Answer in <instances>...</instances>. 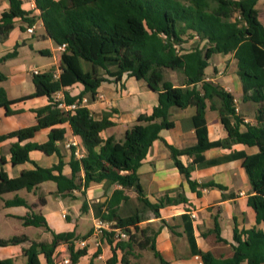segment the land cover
<instances>
[{
    "label": "trees",
    "instance_id": "16d2710c",
    "mask_svg": "<svg viewBox=\"0 0 264 264\" xmlns=\"http://www.w3.org/2000/svg\"><path fill=\"white\" fill-rule=\"evenodd\" d=\"M9 8L0 16V40L5 39L14 28L16 18L31 26L39 19L45 35L57 45L65 44L60 54L59 74L55 69L32 74L34 91L16 99H7L0 89V106L7 115L14 113L9 106L32 97L46 96L48 103L33 108L36 122L0 135V142L16 138L10 145L12 165L30 161L29 152L40 150L46 154L58 153L57 142L63 140L64 127H53L68 123L74 136L81 139L84 154L76 158L70 154V174L62 173L60 159L50 167L34 164L33 169L22 170L16 177H8L0 168V198L6 193L21 189L31 191L44 181H53L56 191L72 195L73 190L84 189L90 182L105 181L118 184L104 210L97 217L114 221L112 230L105 233V241L112 246V255L106 264H139L142 251L150 250L161 264H171L162 259L155 250L154 238L157 229L150 225L139 227L149 214L160 217V208L185 202L186 197L178 193L171 197L164 194L154 202L149 201L138 182L137 169L146 156L153 141L160 139V132L174 126L169 118L172 107L193 106L194 114L189 125L194 129L196 142L184 148H176L163 141L169 150L174 165L186 179L191 191L197 196L200 189L223 185L210 181L197 182L191 178L194 166L199 168L240 159L248 177L252 193L247 204L256 215V223L264 222V25L258 17L256 4L264 0H35L38 16L22 9V0H8ZM186 39L196 44L186 48ZM231 54L236 60V74L241 84V101L254 106V122L245 121L236 110L235 98L220 84L206 79L205 69L213 54ZM16 55V50L0 57V62ZM177 70L184 75V86L164 80L165 70ZM123 74L144 80L147 87L157 94V104L149 114L141 113L134 124L125 131L123 140L113 136L102 138L101 130L112 123L103 118L95 120L81 99L91 100L104 81H118ZM5 76L0 73V80ZM79 86L77 93L70 88ZM62 92L59 100L55 94ZM78 103L73 110L58 107ZM216 110L226 136L210 140L207 132L205 112ZM51 127L45 142L26 141L42 128ZM25 141V142H24ZM240 143L256 146L257 152L246 154L242 150H231L213 158H205L204 151L217 147L231 149ZM185 155L192 158L184 165L179 159ZM1 162H4L1 156ZM137 181V182H136ZM124 189L136 193L140 208L134 213L121 216L117 207L128 199ZM39 201L44 203V198ZM4 206L23 205L30 208L26 200L18 195L3 200ZM81 209L87 204L83 201ZM23 225L44 227L51 233V241H31L23 249L26 264H40L43 255L48 264H54L53 254L61 243H66L70 264H77L86 253V247L75 248L73 231L54 232L40 214L28 213L22 217ZM172 234L180 228L191 255H197L202 264H264V231L255 226L233 228V255L227 258L214 257L210 252L198 248L194 236L192 219L187 212L174 215L170 221L160 219ZM128 233L127 240H115L116 230ZM217 238L218 228H214ZM27 241L25 235L0 238V246L15 245ZM121 251L118 256L116 250ZM0 264H14L13 258L0 259Z\"/></svg>",
    "mask_w": 264,
    "mask_h": 264
},
{
    "label": "crops",
    "instance_id": "0c3cea01",
    "mask_svg": "<svg viewBox=\"0 0 264 264\" xmlns=\"http://www.w3.org/2000/svg\"><path fill=\"white\" fill-rule=\"evenodd\" d=\"M21 7L26 11H31L30 16H38L39 14L37 9L28 10L24 3ZM8 8L9 1L0 0V16ZM256 8L258 17L264 25V2L259 1ZM31 26L33 31L27 32L28 25L20 18H16L14 28L5 39L0 40V57L14 49L16 50L15 56L0 62V73L5 76L4 79L0 80V89H3L6 98L10 100L29 95L34 91V84L31 79L32 68L36 67L44 72L59 67L61 52L58 50V45L45 35L39 19H36ZM216 54L212 55L211 59L216 57L212 63H210L211 59L209 60V65L205 69L206 79L217 82L226 91L232 93L238 113L244 117L245 121L254 122V106L249 102L243 103L241 101L242 84L236 74V60L231 54ZM31 62H35V64H31ZM181 75L178 83L168 79L164 80H168L174 85L184 86V75L182 73ZM79 90V86L69 89L71 93H77ZM58 94L61 98L62 92H58ZM84 97L87 99L85 105L95 120L106 118L112 123L101 130L100 136L102 138L113 136L117 141L123 140L125 131L134 124L139 114H149L157 104V94L147 87L144 80H137L126 74H123L118 81L111 79L102 82L93 99L89 100L88 96ZM48 101L46 96H39L15 102L9 106L15 112L9 115L5 113V108L0 106V135L34 124L36 119L32 109L44 106ZM194 112L193 106L172 107L169 118L173 121L174 126L160 132L161 138L153 141L137 169L138 182L149 201L154 202L164 194L175 197L181 193L186 197L187 201L185 202L160 208V217L156 218L153 214H149V218L139 224V227L150 225L153 229H157L154 238L155 250L163 260L171 264L200 263L196 255L190 254L189 246L181 234L180 228L176 229L178 234H172L166 226L160 225V219L170 221L172 216L187 212L192 219L198 248L210 252L217 258H227L233 255L234 226L239 229L255 226L264 231V222L256 223L255 211L247 204V197L252 193V189L240 159L203 168L194 166L191 171L192 179L197 182L210 181L224 186V189L216 186L201 188L199 196L191 191L186 179L174 165L169 150L163 141L176 148L193 145L196 142V136L194 129L189 125V118ZM205 119L210 140L226 136V131L216 110L207 109ZM53 127H64L66 132L63 140L57 142L58 153L46 154L34 149L29 152V158L39 166L50 167L57 163L61 157L63 161L62 173L69 175L71 170L68 161L72 149L66 146L67 141L75 139L83 154L85 151L81 139L72 134L68 123ZM50 129L51 127L42 128L26 141L45 142ZM15 140L16 138H7L0 142V158L1 156L4 158L3 163L0 159V168L6 172L8 177H16L22 170L35 167L30 161L18 165L11 164L9 148ZM231 150H242L246 154H253L257 152V147L236 143L232 145L231 149L210 148L204 151V156L205 158H213ZM179 159L184 165L192 162V158L185 155L180 156ZM119 188H121L120 185L105 181L90 182L84 189V194L80 190H73L72 195L74 197H72L58 193L53 181H44L31 191L21 189L17 192L4 194L0 198V238L8 239L23 234L27 237V241L15 245L0 246V259L11 257L14 264H26L23 249L31 241L42 243L51 241V233L44 227H42V233L31 236L28 230L32 227H39L23 225L22 217L28 213H35L45 218L52 231H73L76 236L75 240L87 239L86 253L79 258L77 264H106L107 259L112 255V246L105 241L104 237L100 238L99 245H95L91 233L94 220L97 218V211L106 208L113 191ZM124 194L128 196V199L121 202L117 207V213L121 216L134 213L141 206L134 191L124 189ZM14 195L24 198L31 207L28 208L23 205L4 206L3 200L10 199ZM40 197L44 198V203L39 201ZM83 201L87 204L85 211L81 209ZM11 227L16 231H11ZM215 227L218 228V235L221 240L217 238V234L214 232ZM116 253L118 256L121 255L119 249L116 250ZM67 254V244L61 243L53 254L54 261ZM39 260L40 264H48L42 254L39 255ZM136 261L139 264H161L150 250L142 251ZM241 264H246V262Z\"/></svg>",
    "mask_w": 264,
    "mask_h": 264
},
{
    "label": "built area",
    "instance_id": "2783aa9c",
    "mask_svg": "<svg viewBox=\"0 0 264 264\" xmlns=\"http://www.w3.org/2000/svg\"><path fill=\"white\" fill-rule=\"evenodd\" d=\"M22 3H24L26 5L28 10H35L36 9L35 0H22ZM26 31L32 32L33 27L28 26L26 28ZM64 48H65V44L58 45V50L60 52H62L64 50ZM41 72H43V71H41L39 68H36V67L31 69V74H39ZM58 74H59V69L57 68L53 72V76L57 77ZM54 97L56 100L60 99L58 92L55 94ZM86 102H87V99L85 97H83L81 99V102H79V103L81 105H85ZM76 106H78L77 102H74L71 104H65L64 102L58 103V107L63 108L65 110H73L74 108H76ZM66 146L68 148L72 149V153L76 158H81L83 156V152L80 150L79 144L75 139L68 140L66 143ZM114 224H115L114 221L105 220V219H102L100 217H97L94 220L91 238H92L95 245H99L100 238L104 237L106 232L111 231L112 226ZM128 236L129 235L126 231L117 229L116 233L114 235V238H115V240H127ZM86 240H87L86 238L75 240L74 241L75 248L86 247V245H87ZM196 257L199 259V263L202 264V261L200 260V258L197 255H196ZM70 263H71V261H70L69 253L66 256H63L61 259L55 260V264H70Z\"/></svg>",
    "mask_w": 264,
    "mask_h": 264
},
{
    "label": "rangeland",
    "instance_id": "374dc122",
    "mask_svg": "<svg viewBox=\"0 0 264 264\" xmlns=\"http://www.w3.org/2000/svg\"><path fill=\"white\" fill-rule=\"evenodd\" d=\"M263 17H264V15H263ZM195 44H196V42L193 39H188V40L186 39L184 46L186 48H190V47L194 46ZM216 56H219V54H216ZM216 56H214V57H216ZM214 57L210 60V63H212ZM31 64H35V62H31ZM181 76H182L181 73H179L178 71H172L170 69L165 70L163 73L164 79L171 80L174 83H178L180 81ZM42 230H43L42 227H39V228H35V227L33 228L32 227L28 230V233L31 236H34L37 233H42ZM11 231H16V230H14V228L11 227Z\"/></svg>",
    "mask_w": 264,
    "mask_h": 264
},
{
    "label": "water",
    "instance_id": "95a60500",
    "mask_svg": "<svg viewBox=\"0 0 264 264\" xmlns=\"http://www.w3.org/2000/svg\"><path fill=\"white\" fill-rule=\"evenodd\" d=\"M137 182V181H136Z\"/></svg>",
    "mask_w": 264,
    "mask_h": 264
}]
</instances>
